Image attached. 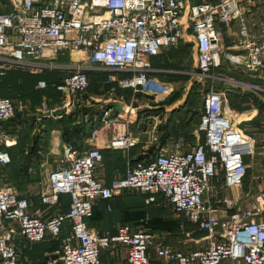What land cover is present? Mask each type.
Returning a JSON list of instances; mask_svg holds the SVG:
<instances>
[{"label": "built area", "instance_id": "obj_1", "mask_svg": "<svg viewBox=\"0 0 264 264\" xmlns=\"http://www.w3.org/2000/svg\"><path fill=\"white\" fill-rule=\"evenodd\" d=\"M264 2V0H262ZM11 8L1 10L0 75L14 68L66 70L51 86L62 101L50 111H66L89 87L88 72H109L103 83L111 86L110 101L82 147L62 142L58 157L41 160L36 179L37 196L43 208L30 211L32 201L21 197L14 185L3 181L10 163L0 149V264H18L15 240L34 244L57 240L66 226L60 245L43 264H103L102 248L119 244L126 248L127 264H150L153 250L165 264H264V192L247 198L223 193L224 188L240 189L249 161L254 156L252 134L238 127L227 114L224 90L211 85L202 96V112L197 131L204 140L188 148L160 144L158 116L140 129L145 139L138 141L130 130L139 126L136 113L124 109L126 95L117 91L144 92L151 82L152 58L177 48L191 36L196 63L192 75L213 77L227 49L218 25L228 31L236 24L232 46L237 53L228 60L242 66L248 80L242 89L264 92V13H249L251 0H8ZM67 56V65L53 64ZM231 58H235L232 60ZM47 83L37 82L45 89ZM254 91V92H255ZM147 91L146 94H150ZM259 98V99H258ZM264 105V96L257 95ZM42 102L45 108L46 101ZM124 106H123V104ZM116 104L118 106H116ZM140 107V106H139ZM138 107H134L137 109ZM47 110V109H46ZM29 112L23 98L0 96V122L17 112ZM49 111V112H50ZM159 119V120H158ZM145 123V122H144ZM50 133L55 139L56 130ZM5 145L6 135L0 133ZM180 141V140H178ZM140 144L138 156L125 163L124 172L109 183L101 182L95 171L102 162V150L128 152ZM154 147L153 153H149ZM247 158V159H245ZM221 174L220 186L215 179ZM145 194L146 204L167 208L185 217L197 230L206 231L205 247L183 252L157 240L144 229L119 224L115 233H98L87 223L93 206L124 191ZM69 194L66 211L59 197Z\"/></svg>", "mask_w": 264, "mask_h": 264}, {"label": "rangeland", "instance_id": "obj_2", "mask_svg": "<svg viewBox=\"0 0 264 264\" xmlns=\"http://www.w3.org/2000/svg\"><path fill=\"white\" fill-rule=\"evenodd\" d=\"M2 2V8L1 10L9 9L11 8V5L8 3V0H0ZM253 3H255V7H252L250 12H248L249 17H255V14H250L254 12H263L264 13V2L262 0H251ZM218 29L221 30L223 34V39L226 37L227 28L224 27V25H218ZM232 29V26L230 30ZM190 37V38H189ZM186 37V40L192 39L191 36ZM190 42V43H189ZM185 46L180 53V56H176L177 58L170 62L173 63L172 67H162V68H170L171 72H166L165 76L162 75L152 74L151 76V82L149 84V88L140 93L135 92L133 100L130 104V99L132 97L131 91H117V96L120 94L126 95V104L128 107H125L124 109L127 112V114L130 113H136L137 119L141 120L139 126L131 125L130 130L132 132H137L139 129H143L146 126V123L151 121V117L158 116L159 122L157 125V131L160 134L161 140L160 144H164L167 146H175L176 144L179 145V149H185L188 148L189 144L192 141H186L184 136L185 134L193 135L194 140H200L201 132L197 131L200 115L202 112V96L206 92L207 89L210 88L212 85L213 88H218L220 90L223 89V86L227 85H236L238 86V82L236 79L239 80H246L247 75L242 71L241 65H236L235 63H231L228 59H226L225 56H221V63L222 60L226 61V65L229 66L230 71L229 73H226V77H229L230 80H226L225 77H223L221 74L222 71H215L213 77L208 78H199L195 75H192L191 73L194 72V58L195 55L193 53V50L190 48L192 46L191 41H187ZM191 44V45H190ZM190 45V46H189ZM237 48L235 46H232L231 48H228L225 50V52H230L232 54L237 53ZM232 60H235V58H231ZM223 61V62H224ZM53 64H62L67 65L69 63V60L67 56H60L57 59L52 61ZM222 66V65H220ZM15 69H22V68H15ZM29 76L30 78L34 79L36 74L41 75L42 72L46 75H49L52 78H60L62 74L65 73L66 70L62 69H54L49 70L45 68H37L33 70H29ZM157 70H155L156 72ZM104 71L100 70L97 72H88V75L90 74L91 82L88 90L85 92L84 96L88 97V94H92L94 91V88L98 87L100 90L95 92L93 94H97L98 96H101V101L99 104H103V107L106 108L109 107L112 103L110 101H105L107 96V90L111 85L103 83L104 81ZM36 75V76H38ZM96 83V84H93ZM242 86V84H240ZM3 91V90H1ZM147 91H150L151 93L148 95L146 94ZM252 90V92H249V96L256 97L257 95L264 96V92L256 90ZM37 92H39V95L41 97L35 101V106L37 107L29 112H17L15 116L21 115L22 118L26 120V122L30 119L36 121V125H34V135L36 138L34 139L35 142H37V146L41 148V152L39 154L40 158L42 160H48L49 163H52L53 166V159H56L58 155L56 154L60 150L59 145L54 144V136L50 133L51 130H56L58 132V141L62 143L63 141V133H62V125L59 123H55L56 121L53 119L52 124H49L48 117L45 114L49 112L52 107L57 106L61 101L62 98L58 94V92L54 89L52 90H45V89H37ZM49 95V97L44 96V98H51V100L46 101L45 108H42V95L43 94ZM15 93V92H13ZM53 97H56V99H52ZM231 98V97H230ZM138 107L137 109H134V107ZM140 106V107H139ZM94 108V107H93ZM31 109V108H30ZM47 109V110H46ZM104 110V109H103ZM97 111V109H96ZM102 112V111H101ZM77 114V113H75ZM253 113H248L246 117L244 118H250ZM14 116V117H15ZM13 117V118H14ZM44 118V122L40 123L42 119ZM145 122V123H144ZM171 122V123H170ZM68 129V132L71 133L75 130V128L71 129V124L67 123L65 124ZM78 126L77 124H75ZM144 126V127H143ZM136 127V128H135ZM241 127L245 129L246 132L252 134V137L254 138V156L249 161V167L247 170L246 180L245 183L242 185L240 189H242V194H247V198H250L251 196H255L259 192H264V105L259 106V112L258 114L248 120V122H244L241 124ZM138 129V130H137ZM168 131H171L172 133H168ZM170 134V135H169ZM71 138V137H70ZM72 139V138H71ZM56 140V139H55ZM180 140V141H178ZM34 143V142H33ZM247 159V158H245ZM220 186V184H219ZM234 188H224L223 192L225 194L231 196L235 193ZM169 215L174 217L169 210ZM188 243L194 244V246L198 247V244H201V242L196 243L195 241H187ZM197 244V245H196ZM199 249V248H198ZM165 264V263H162Z\"/></svg>", "mask_w": 264, "mask_h": 264}, {"label": "crops", "instance_id": "obj_3", "mask_svg": "<svg viewBox=\"0 0 264 264\" xmlns=\"http://www.w3.org/2000/svg\"><path fill=\"white\" fill-rule=\"evenodd\" d=\"M227 32L228 33H226V37L223 39V44L228 49L232 47L231 44H233V42L235 41L236 24L234 23V25L232 26V29L230 31L227 30ZM186 37H189V35ZM187 41H191V39L189 40L187 39L186 42ZM186 42H185V45L181 44L177 48L171 49L169 51L168 59L174 60L177 58L176 56H180L179 52H182L183 48L188 45L186 44ZM192 46H190L191 49L193 48ZM193 53H194V50H193ZM233 55L230 52H227L225 53L224 56L226 57V59H229ZM223 61L224 60H222V63H221L222 66H220V69H222L221 70L222 73H219V74L225 77L226 80L228 79L230 80L229 77H226L227 76L226 73H229L230 68L229 66L226 65V61L224 62ZM229 61L231 62V60ZM195 63H196V58H194V67H195ZM152 67L153 69L157 71L156 72L154 71L153 73H151V75L159 72L158 75H162L164 77L166 72H171L170 68L166 69V68H162L159 66L154 67L153 65ZM10 71L11 73H8L9 75H5L3 77L0 76V90L3 88L6 90H16L17 95L13 99L22 98V97H19V94L21 93L26 94L27 92L31 90V83L33 79L30 78L29 76L30 71L27 68H22V69L14 68ZM106 73L108 75L109 72H106ZM151 75L150 77H152ZM89 76L91 77L90 74ZM236 80L238 82L237 84L238 86L231 84L225 87L223 86L222 90L226 92L227 99H228V105L226 108L227 114H229L231 118L233 119V121L236 124H238L239 128L245 130L243 127H241V124H243L244 122H248V120L255 117L259 112V106L262 105L263 103L262 101L258 100L259 98L257 99L256 97L252 98L251 96H249L250 91L242 89V86L240 85L242 84V80H239V79H236ZM246 80H248V78ZM36 85L34 86V88H36ZM99 90L100 89L98 87L94 88L95 92ZM93 93L88 94V97L87 95L85 97L84 94L81 95L80 100L75 102V104L72 105L71 107H68V110L63 115L55 116V117L51 116V118L54 119L55 121L61 118L62 120L65 121V124L68 122L66 121L67 118L71 117L70 127L78 130L80 138L83 137V141L89 138L92 129L100 124L99 117L102 113L101 111L105 108V106L103 107V104L101 103L99 104V102L102 99L101 96H98L97 94H93ZM44 99L46 98L42 96L41 102H43ZM47 99L51 100V98H47ZM24 100L30 106L31 108L30 110H32L33 108L35 109L37 107V105L35 106L36 103L32 101L31 97H29L28 95L26 98H24ZM116 106L118 105L116 104ZM84 109L87 110L85 113H83ZM78 110H80V112H78ZM245 111H254V112L250 118H241L240 120L239 119L236 120V117H238V115L242 114V112H245ZM43 122H44V118L42 119L40 123H43ZM75 124H77L78 126H76ZM141 131L142 130L140 129L135 133L131 131L134 138L135 139L137 138L139 142L145 139L144 134ZM33 132L34 130H32L30 133V139H31L30 144L35 142L34 139L36 138V136L34 135ZM0 133L1 134L3 133L1 125H0ZM57 138L55 140V143H58V145L61 146V143L60 141H58ZM5 140L8 141L7 145H5L4 141L0 137V149L8 151V149H6L4 146L13 148L12 146L16 143V138L12 135L11 136L6 135ZM72 141H77V140L72 139ZM11 148H10L12 152L11 158L14 159L20 154V150L19 148L17 149H11ZM139 148H140V144L134 146L133 148H131L128 154L124 153L121 150L104 148L102 150V153L105 154L106 157H109V159L107 162L102 158V162L99 164L97 170L95 171V176L101 182L106 183V184L109 183V181L113 177H115L116 175H120L124 172L126 162H130L131 160L133 162V159L137 158V154L140 151ZM26 150L27 149L25 147L24 152H26ZM40 152H41V149L39 150V153ZM38 172H39L38 166L36 167V165H33V166L28 167V175L17 177L16 180H12L14 183L11 182V179H9L10 177L9 172H6V175L3 179V181L6 183H13L14 187L16 188L18 194L21 197L28 198L32 201V206L30 208L31 212H34L44 207V206H41L39 203V199L37 196V187L35 185L36 184L35 177H36V173ZM245 180H246V177H245ZM214 181L217 185H219L221 183V174ZM18 183H22L21 188H17ZM244 183L245 181L243 182V184ZM239 191L242 192V189L235 190V193L231 196L238 195ZM131 192H134V191L133 190L124 191L114 196L112 200L110 201V204H111L110 210L105 209V206L103 204H100V202L99 203L97 202L95 204L96 213L94 214V217L91 221V225H89L88 223L89 227H91L98 233L114 232L117 226L121 224V222L124 219V216H122V214L118 212V208H117V203L120 201L119 198L122 199L123 195L129 194ZM172 215L174 217H179V216L174 215L173 213ZM129 225L135 229H144L148 231V228L146 227L145 219H140L136 225H132V224H129ZM66 231H63V236L66 234ZM153 235L157 237V240L163 242L164 244L170 245L174 249L181 250L183 252L196 250L198 248H202L207 245V240L203 239L206 237L207 232L195 229V227L191 223H190L189 229L187 230L183 229L175 234L161 232V233H155ZM187 241H195L196 243L201 242V244H198V247H196L194 246V244L188 243ZM15 245L18 250V264H43L45 258L51 255V253L59 247L60 243L56 240H51L48 238L44 241L30 244L21 238H17L15 240ZM150 254H151L150 264H162L161 260L157 258L153 250H150ZM126 257H127L126 248L119 244H111L107 248H102L100 252V259L103 264H127Z\"/></svg>", "mask_w": 264, "mask_h": 264}, {"label": "trees", "instance_id": "obj_4", "mask_svg": "<svg viewBox=\"0 0 264 264\" xmlns=\"http://www.w3.org/2000/svg\"><path fill=\"white\" fill-rule=\"evenodd\" d=\"M171 49H168L166 51H163L160 55L153 57L152 58V65L154 67H172V68H176L173 65V63H171L168 59V55H169V51ZM173 61V60H172ZM177 69V68H176ZM12 70V69H10ZM10 70H7L5 72L4 75H0L1 77L5 76V75H9L8 73H11ZM222 69H220V66L217 67L215 69V71H221ZM104 79H106L107 77V73L104 72ZM109 74V73H108ZM13 75V74H12ZM38 75V74H36ZM33 76L35 77L31 83V90L29 92H27L26 94L21 93L19 94V97H22L23 99L27 97V95L29 97H31L32 101H36L37 99H39L41 97V95H39V92H37L38 88H34V86L37 84V82L39 80H43L45 81L48 85L45 88V90H52L54 91V88L51 86L52 83L54 82H59L60 78H52L49 75H46L45 73L42 72L41 75L38 76ZM61 77V76H60ZM88 77H90L88 75ZM90 82H91V78H89V86H90ZM96 84V83H93ZM89 88V87H88ZM3 90V91H1ZM0 90V95L1 96H5V97H10V98H14L17 94L16 90H6V89H1ZM88 90V89H87ZM15 92V93H13ZM44 94V92H43ZM59 94V93H58ZM60 95V94H59ZM42 96H47L49 97V95H42ZM52 99H56V97H53ZM87 110L84 109L83 113H85ZM78 112H80V110H78ZM33 119V118H30ZM30 119L26 122V120L24 118H22L21 115H17L14 118H11L9 120L6 121H2L0 122L1 128L3 130V133L5 135H12L16 138V143L11 147H7L4 146L6 149H8V154L10 156V163L7 165L5 172H9L10 177L9 179H11V182H13L12 180H16L17 177L23 176V175H28V167L29 166H33L36 165V167L38 166L39 162L42 160L39 156V150L41 149L39 146H37V142L31 143L30 144V133L34 128V125H36V121L32 120V122L30 121ZM48 119L49 124H52L53 119L51 117L46 118ZM70 118H67L66 121H68L67 123H70ZM200 121V119L198 120ZM55 123H59L62 126V133H63V142L66 143H71L72 145L76 146V147H82L84 144L83 141V137L80 138L79 136V132L77 129H75L73 132L69 133L68 129L66 128L67 126L65 125V121L62 120L61 118H59ZM66 123V124H67ZM199 124V123H198ZM73 129V128H71ZM168 133H172L171 131H168ZM170 135V134H169ZM75 139L77 141H72V139ZM160 136V140H161ZM186 141H193L194 140V136L189 134H185L184 136ZM204 140V135L203 132H201V137H200V142H203ZM164 145V144H162ZM26 147V152H24V148ZM11 149H17L19 148L20 150V154L16 157V158H11L12 157V152ZM154 147H152L149 151V153H153ZM102 158L108 162L109 157H106L105 154L102 153ZM146 159L145 161L148 162L150 159L148 157V155H142V156H138L137 159ZM248 170V169H247ZM247 175V173H246ZM38 173H36V177L35 179H37ZM245 181V180H244ZM14 183V182H13ZM13 183H11L13 185ZM22 187V183H18L17 184V188H21ZM145 194H142L138 191H134L131 192L129 194H125L123 195V198H119L120 201L117 203V208H118V212L120 214H122V216H124L123 221L121 222V224H132V225H136L140 219H145L146 220V227L148 228V231L150 233H161V232H167L170 234H175L183 229L187 230L190 228V222L183 216H179V217H172L169 215V210L167 208L158 206L156 204H146L145 203ZM70 202V196L69 194H62L59 197V203H60V208L62 211H66L68 208ZM100 204H103L105 206L106 209V202L105 201H99ZM98 202V203H99ZM96 205L93 206L92 208V215L87 219V223H89V225H91V221L94 217V214L96 213ZM66 226H64L61 230V234L59 236V239H57L56 241H58L60 243L61 238L63 237V231H66ZM115 233L112 232L111 234ZM198 235V234H196ZM151 263V262H150Z\"/></svg>", "mask_w": 264, "mask_h": 264}, {"label": "water", "instance_id": "obj_5", "mask_svg": "<svg viewBox=\"0 0 264 264\" xmlns=\"http://www.w3.org/2000/svg\"><path fill=\"white\" fill-rule=\"evenodd\" d=\"M66 112V109L64 107H59V108H56L50 112H47L45 115L46 116H61L63 115L64 113Z\"/></svg>", "mask_w": 264, "mask_h": 264}, {"label": "bare ground", "instance_id": "obj_6", "mask_svg": "<svg viewBox=\"0 0 264 264\" xmlns=\"http://www.w3.org/2000/svg\"><path fill=\"white\" fill-rule=\"evenodd\" d=\"M254 111H245V112H242V114H240V115H238V117H236V120H240L241 118H244V117H246V115L248 114V113H253Z\"/></svg>", "mask_w": 264, "mask_h": 264}]
</instances>
